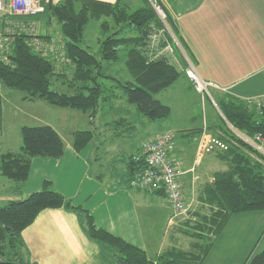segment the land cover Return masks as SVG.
I'll return each instance as SVG.
<instances>
[{
  "label": "trees",
  "instance_id": "16d2710c",
  "mask_svg": "<svg viewBox=\"0 0 264 264\" xmlns=\"http://www.w3.org/2000/svg\"><path fill=\"white\" fill-rule=\"evenodd\" d=\"M161 5L166 12L165 22L149 0L134 10L120 2L102 0L48 2L45 12L59 22L64 37L65 56L69 60L65 63L70 64L73 72V91L52 88V78L59 74L56 72L57 60L36 51L26 34L16 35L11 62L0 60V82L6 88L23 92L25 100H43L55 107L80 110L89 115L91 124H94L102 103L121 96L149 119L167 118L172 108L157 95L172 86L180 78L181 72L167 57L150 56V37L157 30H165L167 25L182 45L185 44L177 33L171 15ZM104 17L106 19L101 24L103 31L106 33L111 29V22L116 29L102 39L100 57H97L80 42L84 39L89 21ZM122 45L126 46L125 65L133 77V80L126 82L106 74L103 65L105 61L119 60V47ZM104 78L110 84L103 81ZM118 90H121V95ZM218 104L226 120L238 131L249 137L257 133L264 135V107L260 110L252 108L246 100L232 95L219 99ZM220 119L225 128L221 127L223 132L218 136L228 143L229 148L217 151V154L228 168L215 172L212 182L205 184L201 191L200 200L210 207V212L202 214L195 221L188 220L179 229V232L191 238L189 249L173 245L150 257L146 250L97 227L89 210L74 205L65 195L54 190L50 181H45L40 190L27 198L0 205V264H31L22 232L40 211L59 207L78 214L84 231L100 246L103 264H203L213 239L218 237L233 214L264 210V163L252 158L250 152L255 151L252 146L230 129L223 116ZM115 124L123 127L120 132L131 134L137 130V125L126 117H120ZM72 136L74 148L81 151L92 142L94 131L75 130ZM21 137L19 150L0 149V176L19 185L28 178L35 156L60 158L65 151L62 136L49 124L24 125ZM133 156L127 155L124 159L128 185L144 166L142 160L136 161ZM157 192L164 195L163 191ZM247 264H264V247Z\"/></svg>",
  "mask_w": 264,
  "mask_h": 264
},
{
  "label": "crops",
  "instance_id": "0c3cea01",
  "mask_svg": "<svg viewBox=\"0 0 264 264\" xmlns=\"http://www.w3.org/2000/svg\"><path fill=\"white\" fill-rule=\"evenodd\" d=\"M60 1L62 0L43 2L57 4ZM102 1L120 2L128 9L145 4V0ZM159 1L171 15L177 33L199 74L218 86L212 87L215 91L212 95L217 102L228 95L246 101L264 95V75L260 77L264 73V0ZM47 17V14L41 13L33 18L40 30L44 25L48 26ZM41 34L61 39L50 35L46 28ZM169 58L177 66L181 76L158 95H165L173 88L185 93L193 92L194 95H199L203 108L197 115L188 116L185 122L174 121L166 128L145 132L142 138L136 134L137 130L131 134L118 131L115 135L117 139H121V145H117L114 150L118 155L117 161L123 177H118L117 184H112L114 180L103 171L105 163L109 161L105 159L106 151L102 145L90 142L81 151H77L73 146V137L65 139L52 123L50 114L59 116L61 123L67 122L69 114L66 110L70 108L55 107L43 100H25L22 95L20 97L9 92L12 89L4 87L0 82L2 151L20 149L21 128L27 124L52 125L65 142L64 155L60 158L35 156L28 178L22 185L6 181V177L0 176V205L10 200L25 199L40 190L45 181H50L51 187L65 195L74 205L89 210L97 227L146 250L150 257L171 245H177L175 243L183 239L190 241L191 238L179 232L181 226L186 224V218L185 221L181 220L183 216L172 219L173 210L165 194L135 189L126 182L125 157L137 153L144 141L153 139L159 132L173 130L177 140L174 157L184 171L182 182L186 203L190 208L197 209L196 215L210 212V207L200 200V194L205 184L212 182L218 171L215 165L221 160L217 152L206 154L196 164L200 167L195 165L194 170H191L195 164L197 140L208 121L204 114L205 95L195 89L192 80L185 74L186 64L181 55L175 51ZM4 103L11 106V110L4 108ZM210 103L214 105L213 102ZM182 109L191 112L186 105ZM172 114L173 109L170 115ZM209 124L210 126H206L212 130L214 125L212 122ZM93 154L96 155L95 165L92 162ZM112 160L115 161L114 158ZM206 160L208 163L203 165ZM259 215L263 219L264 216ZM257 216L258 214L254 219L260 221L261 238H264V220ZM22 236L31 264H103L100 246L87 235L78 214L71 209H43L23 230ZM250 258L242 264H247Z\"/></svg>",
  "mask_w": 264,
  "mask_h": 264
},
{
  "label": "rangeland",
  "instance_id": "374dc122",
  "mask_svg": "<svg viewBox=\"0 0 264 264\" xmlns=\"http://www.w3.org/2000/svg\"><path fill=\"white\" fill-rule=\"evenodd\" d=\"M135 8H137V6H134L130 10H133ZM44 13L48 15L47 18L49 24L47 23L48 26L44 25L42 30H40V26L36 24L37 31L41 38H45L48 41L55 40V42L60 46L59 53L55 56H51L52 58L57 60L58 67L56 72L60 74L52 78V88L58 89L60 91L72 92L73 72L70 67V64L69 65L67 64L69 60L65 56V50L63 46L64 37L60 29V24L54 17L51 16L50 13L43 12V14ZM105 19H106L105 17L100 20L91 19L86 26L84 39L80 42V44L83 47L87 48L97 57H100V47H101L100 42L102 41V39H104L108 34H111L116 29L115 24L111 22L109 18H107L111 22L110 23L111 29L105 33L101 25ZM45 28L47 29V32L50 35L58 36L61 39L60 40L58 38L54 39L50 36L46 38L44 34L43 35L41 34V31L44 33ZM165 31H167V33ZM168 45H170L171 48L173 49L172 52H170ZM175 51L178 52V54H180L181 57L183 58L186 64L184 72L188 76L187 58L190 61H192V59L187 54V50L182 45L178 36H176L175 32H173L170 28L169 30L165 28V30L163 29L157 30L151 35L150 43H149V54L151 57L165 56L171 60L169 56L175 53ZM125 59H126V46L122 45L119 47L118 61L115 62L105 61L103 63L105 73L117 77L123 82L133 80V77L131 76L125 65ZM193 64L195 65L194 62ZM263 75L264 73L260 77L262 78ZM102 80L105 81L107 84H110L107 78H104ZM78 85L81 84L79 83ZM173 89H171L172 91L171 90L167 91L165 95L163 94V95H158L159 97L157 96L159 99L163 101V103L170 105V107L173 109V114L163 119L152 120L142 115L137 110V107L134 104L128 102L126 98L123 96H121L119 99L107 100L106 102L102 103L100 105L98 113L94 118V124L90 123L88 114L75 109L66 110L67 114H69V118L65 123H61L59 116H57L56 114H50L49 117L52 118L51 119L52 123L55 125V127H57L61 131L65 139H72L73 137L72 133L75 130H85V129L93 130L94 138L92 140V143H95V145H102V147L105 148L106 151L105 159H108L109 161L105 163V167L103 171L105 172V174L107 173L108 177L114 180L112 184H117L118 177L121 178L123 176L120 172L121 169L120 163L117 161L118 155L114 150L117 145L118 146L121 145V139H117L115 134L118 131H120V129H122L123 127L116 125L115 124L116 120H118L120 117L128 118L130 121H132L134 124L137 125L136 134L140 135V137L141 136L143 137L145 132L149 131V133H151V132H155L156 130L166 128L169 125V123H172L174 121L185 122L188 116L197 115L198 111H201V109L203 108L199 95L196 96L193 94V92L185 93L176 88ZM9 92H14L15 95L20 97L21 95L22 97L24 95L23 92L18 91L16 89L9 90ZM117 92L119 93V95L122 94L121 90H118ZM211 93L213 94L215 93L213 88H211ZM206 96L207 95H205V97L203 98V101L206 104L205 107L206 110L204 114L206 120H208L206 125L210 126L209 122L210 123L212 122L214 126L212 130L209 129V127H207L206 125L205 127L203 126L204 128L199 135L197 144L199 143V139L205 130L218 136V134L223 132L222 128H225V125L222 123L220 119V116H222L223 113L219 107L217 100H215L213 95H212L213 98L211 99ZM210 102H213L215 106L212 105ZM185 105L186 107L188 106L191 112L190 111L185 112L182 109V107ZM4 108L6 109L8 108L9 110H11V106L5 103H4ZM196 119H197L196 121H198L199 117H197ZM27 125H34V124H27ZM229 127L231 130H233L231 126ZM252 148L253 150H255L254 147ZM212 152H217V151H212ZM206 154H204L202 159L206 156ZM261 155L262 154L258 153L256 150L254 152L252 151L250 152V156L252 158L264 163V159L262 158ZM95 156H96L95 154H93L92 156L93 165H95ZM112 158H114L115 161H113ZM199 162H196V156H195V164L194 166H192L193 168L191 170H194L195 165ZM207 163L208 161L206 160L203 165H206ZM196 166L197 168L200 167V165H196ZM215 168L218 171L219 170L222 171L227 169L228 165L224 161L221 162L218 161L216 162ZM5 180L8 181L9 179L5 178ZM10 182L16 183L12 180H10ZM197 212L198 211L197 209H195V207L190 208L189 206L188 213L185 214L181 218V220L183 221L186 220L185 222H187L188 220L195 221L199 219V216H201L202 214V213L200 214L198 213V215H196ZM262 212H264V210L233 214L228 220L224 229L218 235V237L213 239V244L211 246L208 256L206 257V259H204L203 264H242L243 261L247 260L249 257L252 258L255 254L260 252L261 249L264 247V238H261L262 237L261 236L262 234L260 232L261 223L260 221H257V219H254V217H256V214H258L257 217L261 218L259 214H262V216H264V213ZM172 213H173L172 219H176L179 217L176 216L173 211ZM261 220H264V217L263 219L261 218ZM191 242H192L191 239L190 241L189 239H183V241L175 243L177 244L175 246H179L183 249H189Z\"/></svg>",
  "mask_w": 264,
  "mask_h": 264
},
{
  "label": "built area",
  "instance_id": "2783aa9c",
  "mask_svg": "<svg viewBox=\"0 0 264 264\" xmlns=\"http://www.w3.org/2000/svg\"><path fill=\"white\" fill-rule=\"evenodd\" d=\"M44 0H0V60L11 62L13 42L17 34H26L34 49L45 56H55L60 46L55 40L48 41L41 38L33 20L37 15L45 12L47 2ZM46 1V0H45ZM163 22L166 12L159 0H149ZM166 24V23H165ZM169 30V27L166 25ZM170 52L173 51L168 45ZM184 53V52H183ZM187 74L195 89L202 95L212 97L211 88L218 87L215 83L205 80L199 74L196 66L187 58ZM250 107L261 109L264 107V95L248 99ZM226 120L225 116L222 114ZM233 131L246 143L264 155V135L257 133L249 137L238 131L229 121ZM177 140L173 130L159 132L153 139L145 141L140 150L134 154L136 161L142 160L144 166L130 181V186L139 190L163 191L171 209L176 216H184L189 211L183 189L182 175L184 171L180 162L174 157ZM229 145L219 136L204 131L196 148V162L202 160L204 154L212 151L227 150Z\"/></svg>",
  "mask_w": 264,
  "mask_h": 264
}]
</instances>
